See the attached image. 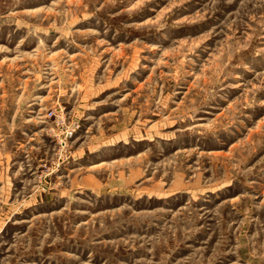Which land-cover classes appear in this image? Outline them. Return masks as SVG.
Listing matches in <instances>:
<instances>
[{
	"label": "rangeland",
	"instance_id": "374dc122",
	"mask_svg": "<svg viewBox=\"0 0 264 264\" xmlns=\"http://www.w3.org/2000/svg\"><path fill=\"white\" fill-rule=\"evenodd\" d=\"M0 264H264V0H0Z\"/></svg>",
	"mask_w": 264,
	"mask_h": 264
}]
</instances>
